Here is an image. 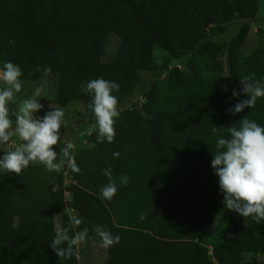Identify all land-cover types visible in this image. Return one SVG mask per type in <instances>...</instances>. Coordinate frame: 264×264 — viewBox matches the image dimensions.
<instances>
[{
	"label": "trees",
	"instance_id": "trees-1",
	"mask_svg": "<svg viewBox=\"0 0 264 264\" xmlns=\"http://www.w3.org/2000/svg\"><path fill=\"white\" fill-rule=\"evenodd\" d=\"M259 2L0 0V63L18 65L21 81L57 78L56 104H81L79 118L94 121L92 95L81 85L97 78L120 85L113 95L122 109L113 142H98L95 129L87 138L92 148L75 155L80 172L65 166L69 186L62 170L38 164L19 176L0 173V264H78L75 256L60 260L49 247L56 221L69 227L68 208L83 221L70 235L89 228L86 246L101 247L94 226L120 236L118 244L101 247L106 264H242L245 255L264 257V221L225 207L211 166L216 141L229 136L228 127L244 116L264 127V97L251 109L229 112L249 98L240 78L264 85V49L249 56L241 51L258 22ZM233 27L235 36L226 40ZM113 37L119 46L109 55ZM156 48L186 60L187 71L165 65L166 82L150 84L141 109L126 108L139 90L140 73L160 74L153 65ZM107 168L117 186L110 201L101 198Z\"/></svg>",
	"mask_w": 264,
	"mask_h": 264
},
{
	"label": "clouds",
	"instance_id": "clouds-1",
	"mask_svg": "<svg viewBox=\"0 0 264 264\" xmlns=\"http://www.w3.org/2000/svg\"><path fill=\"white\" fill-rule=\"evenodd\" d=\"M39 71V69H37ZM45 75L51 73V68L44 69ZM22 70L12 62L4 63L0 68V149L13 138L17 137L21 143L14 150L4 151L0 158V173H14L20 175L22 170L30 164L44 166L49 172H61L65 166L74 173L80 168L72 154L74 143L68 142L60 148L59 153L54 146L60 143V130L65 124L63 107L50 105L51 111L43 117L35 114L43 109L38 102L41 89L36 88L32 97L19 103L15 102L16 94L22 90ZM243 85L242 93L249 98L237 103L229 109L232 115L242 112L245 108L255 107L257 98L264 97V85L250 76L240 78ZM120 85L103 78L93 79L82 83L81 91L92 95L89 108L91 109L97 130V140L112 143L115 133L116 118L119 117L118 98L113 95L119 91ZM232 95L238 96L235 90ZM15 104L13 110L10 105ZM10 117H15V120ZM217 133V128H212ZM229 136L218 138L216 152L211 161L215 175L219 177V188L224 195L223 203L228 210L238 213L247 219L253 217L257 223L264 221V127L246 116L232 127H228ZM119 152L113 157L118 158ZM104 175L109 183L101 187V198L112 200L117 193L115 180L112 179L111 169H104ZM129 178L125 174L121 177V184L126 186ZM83 223L81 218H72L69 227H57L55 238L49 247L60 260H68L73 256L80 259L79 248L89 240V228L84 227L70 235V229L78 228ZM92 231L99 238L100 246L109 248L118 244L120 236H113L101 226H94ZM95 243V240H92ZM66 245V246H62Z\"/></svg>",
	"mask_w": 264,
	"mask_h": 264
},
{
	"label": "rangeland",
	"instance_id": "rangeland-1",
	"mask_svg": "<svg viewBox=\"0 0 264 264\" xmlns=\"http://www.w3.org/2000/svg\"><path fill=\"white\" fill-rule=\"evenodd\" d=\"M237 27H233L228 34L224 37L226 40L231 39L235 36ZM119 46V40L116 37H113L108 46V54H112L117 47ZM258 48L264 49V0L259 2V12H258V22L256 25L251 26L250 33L242 47V54L244 56H249ZM109 60V59H106ZM153 65L160 69V74L157 72H141V85L138 92L129 100L126 104V108H134L136 105L138 109H141L139 106L140 97L148 91L150 84L153 81L166 82L167 69H173L178 67L182 71H187L185 65L186 60L177 61L170 59L169 56L160 48H156L153 56ZM165 65L168 66L165 69ZM3 67V63H0V68ZM57 78L44 79L39 82H32L30 80L22 81V90L20 93L16 94L15 102L19 103L26 98L32 97L36 88L41 89V97L38 98V102L43 105V109L37 112L35 115L37 117H43L46 112L51 111L50 105H56L54 100V95L56 93L57 87ZM0 87H3L2 82H0ZM14 110L16 108L15 104L10 105ZM65 112V124L60 130V143L56 146H63L72 142L75 145V148L72 150V154L75 157L77 152L82 149L92 148V144L88 142L87 138L95 131V121L92 124L87 126L78 125L73 126L72 124L80 119L79 114L83 111L82 105L79 103L71 104L68 106H61ZM122 109H118L120 112ZM15 120V117H10ZM21 141L17 137H13L9 142L8 146H18ZM13 150V149H12ZM64 186H69L72 182V178L69 175L67 169H62ZM65 201L67 204H71L72 195L68 192L65 193ZM67 213L74 218V213L71 209H67ZM117 222V218H114ZM60 227L59 220L56 221V229ZM78 264H106L107 262V253L104 248L101 247H89L85 244H81L79 248ZM242 264H264V257L259 255H245L244 261Z\"/></svg>",
	"mask_w": 264,
	"mask_h": 264
},
{
	"label": "built area",
	"instance_id": "built-area-1",
	"mask_svg": "<svg viewBox=\"0 0 264 264\" xmlns=\"http://www.w3.org/2000/svg\"><path fill=\"white\" fill-rule=\"evenodd\" d=\"M139 99H140L139 106L142 108V105L145 103V98L143 96H141ZM14 148H15V146L5 145L3 150L9 151V150H12V149L14 150ZM0 150H1V152L4 153V151L2 149H0Z\"/></svg>",
	"mask_w": 264,
	"mask_h": 264
},
{
	"label": "water",
	"instance_id": "water-1",
	"mask_svg": "<svg viewBox=\"0 0 264 264\" xmlns=\"http://www.w3.org/2000/svg\"><path fill=\"white\" fill-rule=\"evenodd\" d=\"M92 121L87 120L85 118H80L78 120H76L72 125L73 126H78V125H84L87 126L88 124H90Z\"/></svg>",
	"mask_w": 264,
	"mask_h": 264
}]
</instances>
